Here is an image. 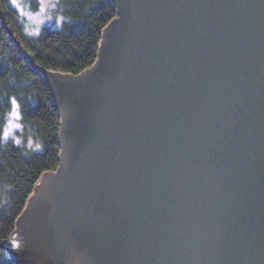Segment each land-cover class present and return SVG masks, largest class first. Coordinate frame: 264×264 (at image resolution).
I'll list each match as a JSON object with an SVG mask.
<instances>
[{
	"label": "water",
	"instance_id": "1",
	"mask_svg": "<svg viewBox=\"0 0 264 264\" xmlns=\"http://www.w3.org/2000/svg\"><path fill=\"white\" fill-rule=\"evenodd\" d=\"M113 1L78 74L16 39L51 86L60 155L1 245L41 256L27 213L50 175L75 196L74 232L95 210L83 264H264V0Z\"/></svg>",
	"mask_w": 264,
	"mask_h": 264
},
{
	"label": "trees",
	"instance_id": "2",
	"mask_svg": "<svg viewBox=\"0 0 264 264\" xmlns=\"http://www.w3.org/2000/svg\"><path fill=\"white\" fill-rule=\"evenodd\" d=\"M58 7L61 24L33 33L12 0H0V264H16L1 243L13 234L35 186L43 173L57 168L60 155L61 114L51 86L16 39L36 65L78 74L95 62L103 29L117 13L113 0H58ZM14 100L21 126L7 137Z\"/></svg>",
	"mask_w": 264,
	"mask_h": 264
},
{
	"label": "flooded vegetation",
	"instance_id": "3",
	"mask_svg": "<svg viewBox=\"0 0 264 264\" xmlns=\"http://www.w3.org/2000/svg\"><path fill=\"white\" fill-rule=\"evenodd\" d=\"M50 179V175L43 177L40 191L33 197L35 204L31 209L35 210L27 213L30 221L28 233L35 237L34 247L42 251L41 256L38 260L30 257L26 260L29 264H83L82 236L91 227L95 210L80 219L74 232L72 220L76 216L72 209L75 196L67 194L64 183L59 185L60 191L56 189ZM22 246L24 242L18 247Z\"/></svg>",
	"mask_w": 264,
	"mask_h": 264
},
{
	"label": "rangeland",
	"instance_id": "4",
	"mask_svg": "<svg viewBox=\"0 0 264 264\" xmlns=\"http://www.w3.org/2000/svg\"><path fill=\"white\" fill-rule=\"evenodd\" d=\"M33 1L34 0H12L13 4L24 18L27 30L36 33L43 25L61 24L64 17L58 7V0H37V7H34ZM20 126L19 109L17 102L14 100L5 126V135L7 137H14L15 131L20 128ZM15 262L18 264L17 260H15Z\"/></svg>",
	"mask_w": 264,
	"mask_h": 264
},
{
	"label": "bare ground",
	"instance_id": "5",
	"mask_svg": "<svg viewBox=\"0 0 264 264\" xmlns=\"http://www.w3.org/2000/svg\"><path fill=\"white\" fill-rule=\"evenodd\" d=\"M117 7V6H116ZM115 17H119V13H118V10H117V13H116V16ZM111 21H112V19H111ZM111 21H109V22H111ZM101 44V43H100ZM99 44V45H100Z\"/></svg>",
	"mask_w": 264,
	"mask_h": 264
}]
</instances>
